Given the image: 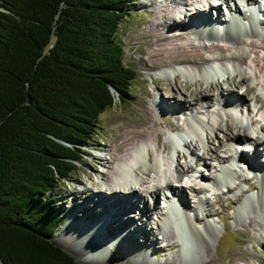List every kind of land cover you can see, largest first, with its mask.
Returning <instances> with one entry per match:
<instances>
[{
  "label": "rangeland",
  "instance_id": "obj_1",
  "mask_svg": "<svg viewBox=\"0 0 264 264\" xmlns=\"http://www.w3.org/2000/svg\"><path fill=\"white\" fill-rule=\"evenodd\" d=\"M147 2H151V4L148 5ZM177 2V0H128L126 4L128 13L119 24L117 39L121 46L122 63L130 67L134 72V79L128 87L129 93L123 100H119L116 93L112 92L114 94L112 105L99 113L94 124L95 134L87 142L91 146L82 147L76 168L70 171L66 179L56 184L55 188L46 195L45 200L49 202L53 212L58 213L61 221L60 226L52 235L51 241L55 245L58 244L60 246V244H63L66 246L70 253L62 250L67 254L69 253L81 264H88L82 262L85 260H98L99 264H264V218L260 219L255 214V211L258 212L260 210V205L256 204L253 207L250 203L245 204L248 194L257 193L258 179L251 176V171L242 169L235 171L236 178L233 179V182L237 187H232L229 192L226 191V186L223 183H217V181L213 184H206V189L200 186V190L203 189L202 196L205 199L202 204L198 203L196 197L187 190L188 206L200 216L194 221L195 225L201 227L206 222H212L216 229L214 231L212 228H206L208 234H205L203 238L197 237L196 245L186 243L184 247L186 254L182 253L180 242L181 245L184 242L180 238H176L177 232L172 220L164 221L161 228L159 226V231L155 233L158 236L157 240L150 241L149 245L152 244V247L139 255H132L130 250L123 248V240L129 242L132 239L130 236L123 238L122 241L109 242L106 246L103 244L105 248L100 244V247L93 249L95 241L90 238L89 234H84L82 231V227L92 226V223L97 220L84 222L82 217L100 206L103 201L98 200V202L92 203L79 199L76 204L74 202L85 191L94 192L99 190L105 193L106 191L104 190H108L109 186L115 184L118 179L111 181L114 178V173L117 171L119 177L121 176L122 170L120 171L117 167L119 161L116 162L113 158L114 150L111 140L115 137V133L121 132L124 127L130 126L135 121H138L139 118L144 117L142 106L149 110V114L153 115L157 120L158 126L156 129L161 133L162 140L168 149L163 150L161 147H156L155 134H150L144 145L146 144L154 153L159 154V158H161L163 163L159 174L166 177L177 176L174 177L176 179L173 178L171 181L173 184H178V186H183L184 184V182L181 184L176 181L178 180V175L180 177L181 171H186L188 163H190V169H192L194 162H190L191 157H189L185 149L187 146L181 148L180 151L176 150V145L173 144L174 138L169 135V131H179V127L185 121V117H192L193 114L209 115L217 105H220L223 100L221 96L224 93L232 92L234 96H240L241 99L246 101V104L250 105L253 120L258 126L264 127V118L259 119L260 115L258 116L261 110L256 113L254 109V107H260L261 105L253 103L255 96L264 99V65L261 66L264 60V49L262 47L264 45V12H262L263 18L260 19V26L257 28L256 34H251L250 32L247 34L245 31L233 32L229 29H225V32H215L209 28L200 30L193 23L187 21L186 18L183 19L182 15L185 12V7L179 6L176 8ZM199 3L195 2L200 8L201 5ZM232 3L231 5L233 6ZM167 4L172 6L175 12L177 10L176 15L181 21L180 26L172 27L170 18H167L166 22L159 25L151 16L158 8H162ZM224 9L222 7L221 11H224ZM238 10L240 12L244 11L245 7L242 10L240 8ZM243 17H246V15ZM151 28H157L168 33L174 31L184 34L183 36L187 38L182 40V42L185 41L184 43L186 44L187 41L188 46H198L203 58L214 57L218 60V63H211L212 59L206 63L200 60H193L189 63L178 65L172 63L171 65L148 69L143 64L146 61V54L140 49V39H136L134 35L137 30L146 31ZM197 28L198 32L195 30ZM186 31L193 33V35H186ZM250 42H255L261 47L253 50L248 45ZM204 45L208 46L207 50L203 48ZM214 45L222 46L224 55H229L232 51L235 56L225 59L216 58V53L219 54V52L214 49L216 47ZM256 50L259 51L262 58L260 61L255 60ZM252 59L255 61L251 62L250 60ZM214 66L220 67L221 70L210 74L211 76L208 75V78L205 79L204 77L206 76H203V70L211 69L212 71ZM185 68L190 69L185 72ZM167 69L171 70L166 71ZM238 71L240 73L249 71L252 74L250 78L252 81L244 84V86L242 83H238ZM191 75L195 76L191 77ZM196 80H199V83L195 82ZM166 84L168 85L167 89L164 88ZM247 86L252 87L251 91L245 90ZM168 96L172 100L179 99L176 105L179 106L181 104V106L177 107L178 109L170 110V112L160 111L155 104V100L161 99V101L167 103ZM200 96H204V98L200 101L196 100ZM241 99L239 100L240 102L242 101ZM209 105L210 107H208ZM240 105L243 108V104L240 103ZM237 113L240 114L238 108ZM241 115H244V113H241ZM220 126L223 127L222 130L218 127L215 128L214 132H209L208 130L203 132L204 138L208 141L207 145L210 147L219 143H226L224 138L226 127L224 124H220ZM235 136H237L238 145L241 146L240 149L244 151L242 154L246 152V155L248 154V156L253 158L251 155L254 153L252 150L250 151V146L247 143V139L244 138L243 132L240 130ZM257 137L258 140L263 139L259 135ZM190 138H192V135L188 136V139ZM253 138L256 139V137ZM263 144L260 145L259 150L264 155ZM190 145L189 147L195 150L196 153H202L205 158L207 157L206 161H210L208 157L210 155L203 149L199 146L197 147L195 143ZM129 152H132V149L126 152L123 157L129 155ZM260 157L264 156H258L257 162ZM174 163L176 164L175 167L172 165ZM256 163L254 162L253 166H257L258 164ZM203 172L204 175H208L209 179H212L210 177L212 175L211 167L205 166ZM101 173L104 175L102 178L100 177ZM146 176H148V173L140 172V177ZM189 176L192 179L191 182L189 181L190 184L202 185L200 179H195L190 174ZM150 177H153V175L151 174ZM159 179L162 180V178ZM150 181L151 179L148 178V182ZM146 184L148 185L149 183ZM250 185H253V188H250ZM105 195L107 200L111 199L108 193H105ZM141 196H143L142 193ZM243 202L245 207L241 209ZM85 206L87 210L83 212L82 210L85 209ZM135 209H137L136 206L127 211L130 213L128 218L132 220L130 222L143 220V215H140V218L136 217L138 218L137 220L133 217L132 214H134ZM128 213H125V215ZM99 214H101V211ZM108 218L110 221H105L101 226L107 227L109 223L114 224L116 219L112 216V212L109 213ZM151 222L153 220L149 216V220L146 223L150 224ZM78 223L80 224L78 225ZM123 228H125V225L116 226L110 230L114 231L116 229V234H111L106 230L105 234L109 238L116 237L119 233H122ZM78 229L81 231L80 233ZM111 235L115 236L111 237ZM142 237L143 235L136 233L135 238H133L135 239L133 245L140 248ZM96 255L100 258L95 257Z\"/></svg>",
  "mask_w": 264,
  "mask_h": 264
},
{
  "label": "trees",
  "instance_id": "obj_2",
  "mask_svg": "<svg viewBox=\"0 0 264 264\" xmlns=\"http://www.w3.org/2000/svg\"><path fill=\"white\" fill-rule=\"evenodd\" d=\"M128 0H0V264H81L45 200L134 72L117 31ZM65 251H63V250Z\"/></svg>",
  "mask_w": 264,
  "mask_h": 264
},
{
  "label": "bare ground",
  "instance_id": "obj_3",
  "mask_svg": "<svg viewBox=\"0 0 264 264\" xmlns=\"http://www.w3.org/2000/svg\"><path fill=\"white\" fill-rule=\"evenodd\" d=\"M177 1L178 5L176 4V8L179 6L185 7V12L182 15L183 19L186 18L187 21L193 23V25L197 26L200 30L209 28L211 31L214 30L215 32H225V29H229L233 32L245 31L247 32V34L248 32H250L251 34H256V27L260 26L258 24L259 22H261L260 19L263 18L262 12H264V0H243L242 3L244 4V7L246 6L247 8H259L258 11H256V9H252L251 11H249L247 14V20H245L247 16L243 18L240 17L241 12L238 10L235 3H232L233 6L231 5V2H229L231 0H219L218 2V4L220 3V6L225 8V17L222 15L223 11H221L219 7L208 5L207 11H205V9L203 10L202 8H199V5L195 4L196 1ZM147 4L150 5L151 2H147ZM209 8H211L212 10H208ZM176 12L172 8V6L167 4L162 8H158L151 14V16H153L155 22L159 25H162L164 22H166L167 18H170L172 20L171 26L178 27L181 25V21L177 17ZM227 16H229V18H227ZM258 16L260 17L258 18ZM217 23H221L218 26V29L214 28ZM198 28L195 29L197 32ZM185 34L193 35V33H190L188 31H186ZM183 35L180 32L174 31H171L170 33L163 32L158 30L157 28H151L146 31H135L134 37L136 39H140V49L146 54V61H144L143 64L149 69L171 65L172 63H176L177 65L189 63L193 60H200L201 62L206 63L207 61L212 59L211 63H218V60L214 57L203 58V55L200 53L201 50L198 46H188L187 41L186 44L184 43L185 41L182 42V40H186L187 38ZM129 40L131 39L129 38ZM248 45L252 47L253 50L257 47H261L255 42H250V44ZM214 46H216L214 47V49L219 52V54L216 53V58L225 59L235 56L234 52L232 51L229 55H224V48L222 46ZM262 47L264 49V45H262ZM203 48L207 50L208 46L204 45ZM255 53V60H262L259 51L256 50ZM255 60L252 59L250 61L252 62ZM263 65L264 60L261 66ZM189 69L190 68H185V72L189 71ZM168 70L171 69H167L166 71ZM220 70V67L214 66V68H212L213 72L211 71V69H207L205 71L203 70V76H206L204 78L207 79L208 75L211 76L210 74L219 72ZM193 76L195 75H191V77ZM237 77L238 83H242L243 86L244 84L249 83V81H252L250 80L252 74H250L249 71H242L241 73L240 71H238ZM195 82L199 83V80H196ZM167 86V84L164 85V88L167 89ZM247 89L251 91L252 87H245V90ZM219 94L221 93L219 92ZM223 95L221 96L223 100L220 99L222 100L220 102V105H217L209 115L203 116L201 114H193L192 117H185V121L182 123V125H180L179 131H169V135L174 138V140H172L173 144L176 145V150L180 151L181 148L187 146L185 149L189 157H191L190 162H194L192 169H190L191 165L190 163H188L186 171H181L182 173H179L181 175L180 177L178 175V180L176 181L181 184L182 182H184L183 186H176V184L175 186L172 185L174 187L171 186V180L177 176L166 177L165 175L162 176L159 174L163 165V163L161 162V158H159V154L154 153L151 148L146 146V144L144 145L145 140L150 136V134H155L156 147H161L163 148V150L168 149L167 145L162 140L161 133L156 129L158 126L157 120L153 115L149 114V110H147L144 106L141 107L144 117L139 118L138 121H135L132 125L124 127L121 132L115 133V137L111 140L114 150L113 158L116 162L119 161L117 167L120 169V171L122 170V172L121 176L119 177V173L117 174L116 171L114 173V178H112L111 181H114L118 178L117 181H115V184L110 185L108 190H104L106 191L105 193H108L111 199L107 200L105 198V193L97 190L94 192L85 191L84 194L77 197L76 202H74L76 204L79 199L86 200L92 203L98 202V200L103 201L101 202L100 206L88 212L82 217L84 222H93V220L97 219L96 221H94V223H92V226L82 227V231L84 232V234H89L90 238L95 241L93 249L98 248V246L100 247V244H102L101 246L105 248L103 244H105L106 246L107 244H109V242L115 240L122 241L123 238L130 236L132 239L129 242L123 240V248H125V250H130V253L132 255L145 253L148 248L150 249L152 247V244L149 245V242L157 240L158 236H156L155 233L162 227L163 222L172 220L173 226L176 228L177 232L176 238H180L182 242H184L182 243V245L180 242L182 253L186 254L184 250L186 243H190V245H196L197 237L203 238L205 234H208L206 228H212V230L214 231L216 229V226L212 222H206L204 226L201 227H197L195 225L194 221L197 220L200 216L196 212L194 213V210H192L190 206H188L187 190H189L196 197V201L198 203L202 204L205 201L202 193L203 189H206L207 187L206 184H213L216 181L217 183L221 182L226 186V191L229 192L232 187H237V185L233 182V179L236 178V170L240 169L251 171V176L257 177L258 179L256 190L257 193L253 192L251 194H248L247 198L245 199V204L250 203L253 207H255L256 204L260 205V210H258V212L255 211V214L260 219L264 218V157H260V160H258L257 162L258 156H264L259 150L260 145L264 143V127L262 128L261 125L258 126V124H256L250 114L249 108L247 107V105L245 106L246 101L241 99L240 96H234L232 92L224 93ZM203 98L204 96H200L196 100L200 101ZM240 99L242 100L241 102L239 101ZM177 101H179V99L172 100L171 97L168 96L167 103L161 101V99H157L155 100V104L160 111L165 110L166 112H170V110L174 108L178 109L177 107L181 106V104H179V106L176 105ZM240 103L243 104V108L244 110H246V113L243 112L244 115H238L237 113L236 107ZM253 103H255L256 105H261H259L261 108L258 107V112L261 110V112H259V115L261 116V118H264V99L255 96L253 98ZM210 105L208 107H210ZM220 124H224V126L226 127V131L224 129V138L226 143H219L218 145L210 147L209 145H207L208 141L204 138L203 132L206 130H208L209 132H214L215 128L218 127L222 130L223 127H221ZM240 130L243 132V136H245L244 138L247 139V143L250 146V151L252 150V152L254 153L253 155H251L253 156V158L248 156V154L246 155V152L242 154V152H244L243 149L239 150L236 147L238 140H236L237 136L235 135L236 133L238 134ZM190 135H192V138L188 139V136ZM258 135L261 138L263 137V139L258 140ZM182 136L185 139H182ZM253 137H256V139H254ZM191 143H195L197 147L199 146L207 154H209L210 156L208 157L210 161H206L207 157L205 158L202 153L198 154L195 152V150L190 148L189 145ZM131 149L132 152H129L130 154L126 156L129 158L123 157L125 153ZM254 162H257L256 164L258 165L253 166ZM175 163L172 164L174 167L176 166ZM197 164H200L202 167H211L212 175L210 177L212 179H209V177H207L208 175H204L203 171L198 173V179L202 181V185H195L196 183L190 184L189 181L191 182L192 180L190 176L187 178V180L181 179L182 175L186 173H190V175L192 176L191 173L197 170L195 168ZM140 172L148 173V176L140 177ZM102 173L100 174L101 178L104 176L102 175ZM151 174L153 175V177H150ZM148 178L151 179L150 182H148ZM159 178H162V180H160ZM146 183H149L150 185H147ZM200 186H203L202 190H200ZM250 188H253V185H250ZM161 191L162 197L159 198V194ZM167 191L175 196V198H171L173 200L166 198L164 199V194ZM141 193L143 194V196H141ZM134 206H136L137 209L134 210V214H131L133 215V217H135L136 220L138 219L136 217L143 215L142 221L138 220L137 222H130L132 220L128 218L130 213H128L127 211H129V209H132ZM244 207L245 206L243 202L241 209H243ZM86 210L87 207L85 206V209H83L82 211L84 212ZM100 211L101 214H99ZM110 212H112V216H114V218L116 219L114 220V224L109 223L107 227L101 226V224H103L105 221H110V219L108 218ZM125 213L128 214L125 215ZM148 215L153 220V222H151L150 224L146 223L149 220ZM79 224L80 223H78V225ZM122 225H125V228H123L122 233L119 234L124 235L118 234L116 237H112L115 235H111L112 238H109V236L107 237V235L105 234V230L107 232H110L111 234H116V229L114 231L110 230L114 229V227L116 226ZM79 229L78 232L80 233L81 231H79ZM136 233H138V235H143L140 248L139 246L133 245L135 240L133 238H135ZM60 247L68 251L66 246H64L63 244H60ZM95 257H97L98 259L100 258L97 255ZM82 262L88 264L100 263L98 260H85Z\"/></svg>",
  "mask_w": 264,
  "mask_h": 264
},
{
  "label": "water",
  "instance_id": "obj_4",
  "mask_svg": "<svg viewBox=\"0 0 264 264\" xmlns=\"http://www.w3.org/2000/svg\"><path fill=\"white\" fill-rule=\"evenodd\" d=\"M113 92V90H111Z\"/></svg>",
  "mask_w": 264,
  "mask_h": 264
}]
</instances>
